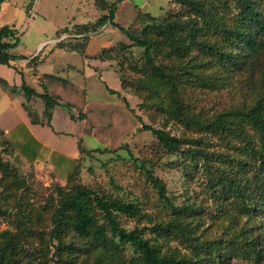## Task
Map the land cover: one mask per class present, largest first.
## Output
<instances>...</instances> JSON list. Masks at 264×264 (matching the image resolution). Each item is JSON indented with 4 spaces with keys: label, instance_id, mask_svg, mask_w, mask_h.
<instances>
[{
    "label": "rangeland",
    "instance_id": "374dc122",
    "mask_svg": "<svg viewBox=\"0 0 264 264\" xmlns=\"http://www.w3.org/2000/svg\"><path fill=\"white\" fill-rule=\"evenodd\" d=\"M83 1L77 12L70 11L73 6L70 1L66 9L58 7L46 18H41L43 6L38 3L33 14L34 21L20 23L15 50L35 56L44 48L43 56L51 48L56 28L71 29L76 25L93 24L100 12L91 1ZM226 2L232 6L233 0ZM134 3L139 7L143 5L139 0H134ZM121 6L115 13L114 23L123 28L137 26L135 30H141L150 23V18H141V25H136L138 12L131 9L128 3ZM143 7L141 12L154 19L181 14L174 0H148V5ZM9 10L3 17L4 21L11 19L10 12L14 9ZM105 27L108 30L100 28L90 37L95 38L94 45L89 49V53H94L90 57L92 67L80 55L56 49L51 59L38 68L40 74H52L61 79L60 83H53L48 89L60 96L62 104L67 100L73 103V110L78 111L77 117L82 121H78L77 117L73 118L75 122L69 121L70 112L62 107L56 111L49 127L26 123L34 137L55 151L74 154V151L77 152V140L69 133L80 136L82 146L89 151L80 160L79 172L70 184H66L60 172L47 169L40 163H25L19 156L1 147L0 142L2 161L13 164L16 171L11 179L3 178L0 172V233L16 234L19 230L16 223L22 221L25 224L23 234L27 254L24 264H57L56 256L52 257L54 247L49 236L51 215L58 199L57 188L66 192L74 186H81L106 198L133 203L137 214L134 217H119L120 225L126 230L167 223L174 218L169 205L175 208L191 207L195 211L180 218L184 223L190 222L194 236L200 241L213 243L219 247L221 254L224 252L222 257L225 255V258L221 257L215 264H264V246L260 260L247 257L242 235L246 226H252V232L248 235L255 236L258 232L263 237L264 217L244 216L220 196L211 181L212 175L202 161H198L195 167L191 166L183 156L163 149L152 133L144 130V126H150L180 139L198 136L195 130L185 128L166 114V101L159 107L156 97L148 100L146 92L142 91L141 97L136 94L138 81L142 77L139 70L144 65L142 50L132 46L118 29L111 30L109 24ZM216 34L211 29L204 37L221 44ZM109 43L110 46L104 47ZM122 45L126 48H121ZM263 60L264 56L260 55L258 65L256 63L253 70L232 75L223 87L200 88L195 82L193 85H183L179 98L188 105L191 113L201 118H212L225 110L249 104L251 86L257 83ZM162 62L169 64V60ZM212 70V67L206 68L205 72ZM120 79L123 86H120ZM26 83L36 87L34 78H27ZM66 91L69 93L67 98L64 95ZM8 95L9 100L0 97V127L9 129L27 120L20 109L21 98ZM9 103L12 110L7 109ZM248 134L254 136L251 130H248ZM208 139L204 149L209 153L239 156L234 148L235 141L227 143L226 140L210 136ZM13 157H17L18 162L13 161ZM149 173L164 185L166 201L158 196L148 180ZM63 238L64 243L78 242L70 233ZM181 241L170 239L169 247L177 248L182 254H191L189 247L181 244ZM124 255L130 257L129 248L126 247ZM62 258L65 259V253ZM74 261L76 264H91V257L78 255Z\"/></svg>",
    "mask_w": 264,
    "mask_h": 264
},
{
    "label": "trees",
    "instance_id": "16d2710c",
    "mask_svg": "<svg viewBox=\"0 0 264 264\" xmlns=\"http://www.w3.org/2000/svg\"><path fill=\"white\" fill-rule=\"evenodd\" d=\"M33 1L30 0V3ZM174 1L180 8V15L154 19L138 10L136 25H141V18H150L151 21L143 29L135 30V25L134 28H123L113 22L116 4L94 0L103 14L93 24L76 25L57 32L56 39L62 38L57 47L76 53L86 61L90 59L85 49L91 35L106 24L118 29L132 46L142 50L144 65L139 70L142 77L136 94L141 97L144 91L148 100L156 97L159 107L166 101V114L185 128L195 130L198 136L180 139L150 126H144V130L150 131L163 149L183 156L191 166L195 167L198 161H202L212 175L211 181L220 196L244 216L264 217V60L257 83L251 86L249 104L225 110L212 118H201L191 113L188 105L179 98L183 85L195 82L200 88L223 87L232 75L253 70L254 65H258L260 55L264 56V0H233L232 6L226 0ZM211 29L220 37L221 44L204 37ZM12 39H17L12 28H0V65H10V61L21 58L9 52L15 47ZM121 48L126 47L122 45ZM41 54L42 51H39L28 59L27 65L37 67L43 61ZM197 55L199 57H195ZM163 60H169V64H163ZM210 67L213 70L205 72ZM46 77L61 80L51 75ZM119 82L123 86L121 79ZM0 86L8 87L2 79ZM38 86L40 91L36 92L24 83L21 85L25 98L22 106L31 124L49 126L56 106L66 110L70 106L59 103L58 96L48 91L42 81ZM32 98H38L42 103L41 116L29 104ZM122 101L128 105L124 98ZM248 130L253 132V137ZM209 136L227 143L235 141L234 148L239 156L209 153L204 149ZM0 142L1 147L28 164L33 162L38 152V144L34 141L23 147L10 145L1 130ZM184 144L189 146L183 147ZM78 151L76 165L65 176L66 184L75 178L80 170V160L89 150L79 141ZM0 172L7 179L16 175L14 165L2 161L1 155ZM148 180L158 196L165 200L164 185L150 173ZM57 195L49 232L54 247L52 257L56 256L57 264H76L73 259L78 255L91 257V264H215L224 254L217 245L200 241L194 236L190 222L181 220L180 216H189L193 212L191 207L169 205L174 218L167 223L126 230L120 225L119 217H134L138 210L133 203L106 198L81 186H74L66 192L57 188ZM16 226L19 229L16 234L0 233V264H24L27 259L23 234L25 224L18 221ZM262 231L264 233V227ZM250 232L252 226H246L242 232L247 257L260 260L264 236L258 232L250 236ZM67 233L73 234L78 242L64 243L63 236ZM170 239H181V244L189 247L191 254H182L177 248H170ZM126 247L131 251L129 258L124 255ZM64 253L65 259L62 258Z\"/></svg>",
    "mask_w": 264,
    "mask_h": 264
},
{
    "label": "crops",
    "instance_id": "0c3cea01",
    "mask_svg": "<svg viewBox=\"0 0 264 264\" xmlns=\"http://www.w3.org/2000/svg\"><path fill=\"white\" fill-rule=\"evenodd\" d=\"M70 1L72 2V5H73L70 8V11L77 12L79 10V7L82 6L83 0H34L32 3H30V0H2L0 2V20L1 19L3 20L0 22V28L6 27V26L9 28H12L15 31V36L17 38L16 40H14V39L11 40V42H15V47L13 49H11L9 52L11 54L18 56V57H21L20 59L10 61L9 62L10 65H0V79L4 80L8 86L7 88H3L0 86V97L4 96L5 99L9 100L10 96L8 94L18 95L21 98L20 109L24 113L25 118L27 120V122L25 120H22L20 123L14 125L12 128H9V129L0 127V130L3 132V136L9 142V144L14 146V147L26 146L28 144V142H30V141L36 142L38 144V152H37L36 157L34 158V160L31 164L40 163L43 167H46L47 169H52V170H56V171L60 172L61 173L60 174L61 179H65L66 174L76 165L77 160L79 158L78 147H76L77 152L74 151V154L72 152L66 153V152L57 151V150L55 151V150L49 149L47 145H45L44 143L39 141L36 137H34L31 134V132L29 131V127L26 124V123L31 124V122H30V120H29V118H28V116H27V114L24 111L23 106H22V104L25 103V98H24L23 92L21 91L20 87L24 83L26 86L33 88L36 92H39L40 91L39 86H38L39 81H42L43 84L47 87V89H48V86H50L51 84L61 82V80L60 81H54V80H51V79L46 77V76H50V75L51 76H55V75L46 74V73L40 74L38 68L42 64H44L46 61L51 59V57H52V55L56 49H60L57 47V43L62 38L56 39V34H57V32H60L62 29L56 28L57 30L54 33L51 48L43 55V61L35 68L29 67L27 65L28 59L34 57V55H25L22 53H18L15 49H16V44H17L16 42H18V37L20 34V30H21L20 29V26H21L20 23L25 24V23H28V22L31 23L32 21H34L33 14H34V10L36 9V6L38 5V3H40V5L43 6V11H41V13H40L41 18H46L45 16L48 13L54 12V11L56 12L58 7H60V9H66L67 5ZM89 1H91L94 8L97 11H99L94 4V0H84L83 2H89ZM104 1L107 4H116L115 5L114 18H115V13L118 11V8L122 7L121 5H123L125 3H128V5H130V8L133 9L134 11H136V13L138 10L143 11V9H142V8H144L143 6L148 5V0H139V1L143 2L142 7H139L138 5H136L134 3V0H104ZM27 5H29V7H27ZM26 7H27V9H26ZM9 9H14L13 11L10 12L11 19L9 21H6V20L4 21L3 17L8 11H10ZM102 14L103 13L100 12V15H102ZM83 25H85V24H83ZM102 28L104 29V31L108 30V28L105 26H103ZM109 28H111L110 25H109ZM111 30H112V28H111ZM94 39L95 38H90V41L88 42V45L85 49V54L88 57L94 56V53H89L90 46L94 45V43H93ZM110 45H111V43L107 44L104 47H108ZM104 47H102V48H104ZM43 50H44V48L40 49V51H43ZM92 61H94V60H92ZM86 62H87L88 66L92 67L90 59L86 60ZM33 72H35V74H33ZM30 77L35 79L36 87L30 86L26 83L27 78H30ZM11 87H14V89H11ZM48 91H50V90L48 89ZM55 95L58 96L59 103H62L60 96L57 94H55ZM64 95H65V98H67V96H69V93H67V91H66ZM65 103H67L70 106L69 110H66V111L70 112V114L68 113L69 114L68 117H69V121L72 122V121H74L73 118L77 117L78 111L73 110L75 105L73 103H71L70 101L67 100V101H65ZM29 104L32 105L33 110L38 114V116H41L43 106H42V103L40 102V100L38 98H32V100L30 101ZM7 109L12 110L10 103L8 104ZM7 109H5L3 111H6ZM60 109H62V107H60V106H56L53 109L49 126H51L52 119H53L56 111L60 110ZM72 112H74V116L72 115ZM70 116H72V117H70ZM76 119L80 122L82 121V120L78 119V117ZM31 125H34V124H31ZM35 126H41V125H35ZM45 126H47V125H43L41 127H45ZM57 133H60V132H57ZM66 134H68V133H66ZM69 136H71L74 140H77L76 141L77 146H78L79 141L82 144V140H81L80 136L72 135L70 133H69Z\"/></svg>",
    "mask_w": 264,
    "mask_h": 264
},
{
    "label": "water",
    "instance_id": "95a60500",
    "mask_svg": "<svg viewBox=\"0 0 264 264\" xmlns=\"http://www.w3.org/2000/svg\"><path fill=\"white\" fill-rule=\"evenodd\" d=\"M5 152V150H3ZM14 161L15 162H18V158L17 157H14Z\"/></svg>",
    "mask_w": 264,
    "mask_h": 264
}]
</instances>
